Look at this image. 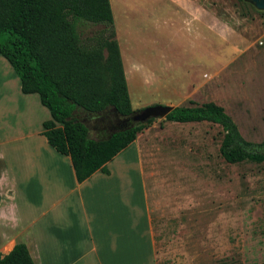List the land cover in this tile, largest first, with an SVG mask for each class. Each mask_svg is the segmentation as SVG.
<instances>
[{
  "label": "crops",
  "instance_id": "1",
  "mask_svg": "<svg viewBox=\"0 0 264 264\" xmlns=\"http://www.w3.org/2000/svg\"><path fill=\"white\" fill-rule=\"evenodd\" d=\"M120 1L110 0L117 21L122 12ZM177 2L188 7L193 17L198 12L208 13L206 6L199 5L198 11L195 0ZM118 43L131 100L119 39ZM8 66L12 68L0 54V76L11 81H4L10 86L5 90L9 95L6 101L16 112L14 122L9 124L13 136L5 139L0 129L1 254L9 253L21 242L35 264L213 263L210 250L200 255L189 250L213 245L204 238L207 223H198L200 216L213 214L211 197L201 188L206 169L212 172V163L193 148L197 145L203 150L205 140L196 141V137H206V131H179L171 126L221 125L165 118L161 119L165 127L159 122L150 123L106 163L108 172L97 170L79 183L70 157L52 147L42 133L44 121L51 119L50 111L37 93L21 91L19 78L18 95L11 94L15 91L14 71H8ZM188 68L187 72H196V65ZM152 69L141 66L140 79L146 73L141 86L147 83ZM203 72L193 78L191 75L184 86L180 81L167 86L157 76V91L164 98L159 104L175 107L210 101L205 94L210 80L203 78ZM37 123L39 128H35ZM223 135L224 131L219 148ZM7 152H11V167L5 163ZM198 233H204L202 238Z\"/></svg>",
  "mask_w": 264,
  "mask_h": 264
},
{
  "label": "rangeland",
  "instance_id": "2",
  "mask_svg": "<svg viewBox=\"0 0 264 264\" xmlns=\"http://www.w3.org/2000/svg\"><path fill=\"white\" fill-rule=\"evenodd\" d=\"M195 1L198 11L201 5L207 7L208 13L198 12L193 17L189 8L177 0L120 1V23L114 19V28L123 50L133 109L163 103L164 98L157 91V76L167 86L178 81L184 86L191 75L193 78L207 70L203 72V78L210 80L207 98L225 105V111L245 140L264 142V10L249 0ZM102 28V24L87 23L81 25L80 31L84 41L90 43L88 38ZM143 65L153 68L148 72L147 86H141L146 74L140 79ZM193 65L196 72H187ZM9 67L11 72L13 68ZM12 78L15 91L11 94L16 96L19 87L15 72ZM5 80L11 82L0 76V129L5 139H10L13 133L9 124L14 122L16 112L11 111L6 101L9 95L5 90L10 86L4 84ZM76 115L88 125L91 137L106 136L100 123L80 110ZM154 122L166 125L161 119H153L151 123ZM39 127L37 123L35 128ZM171 128L206 131V137H196V141L205 140V154L197 145L193 148L198 156L212 163V172L206 169L201 188L211 197L213 214L198 218L199 224L207 223L208 227L207 233H198V237L203 234L213 245L209 248L199 245L193 251L190 248V252L200 255L210 250L212 264L263 262L264 163L226 162L218 150L223 134L220 126L173 124ZM5 163L12 166L11 152L6 153Z\"/></svg>",
  "mask_w": 264,
  "mask_h": 264
},
{
  "label": "trees",
  "instance_id": "3",
  "mask_svg": "<svg viewBox=\"0 0 264 264\" xmlns=\"http://www.w3.org/2000/svg\"><path fill=\"white\" fill-rule=\"evenodd\" d=\"M102 24L98 34L82 37L81 25ZM110 0H0V54L20 80L24 93H37L51 119L43 135L70 157L77 181L126 148L148 126L128 119L136 110L130 100ZM80 110L103 126V138L90 135L76 115ZM165 119L210 121L224 135L219 152L228 163H264V142L245 140L225 108L213 101L175 106ZM0 264H35L27 246L16 243ZM258 264H264L260 262Z\"/></svg>",
  "mask_w": 264,
  "mask_h": 264
},
{
  "label": "water",
  "instance_id": "4",
  "mask_svg": "<svg viewBox=\"0 0 264 264\" xmlns=\"http://www.w3.org/2000/svg\"><path fill=\"white\" fill-rule=\"evenodd\" d=\"M256 8L264 10V0H249ZM173 109L171 105L153 104L136 110L128 118L132 124L145 123L149 119H164L166 115Z\"/></svg>",
  "mask_w": 264,
  "mask_h": 264
}]
</instances>
